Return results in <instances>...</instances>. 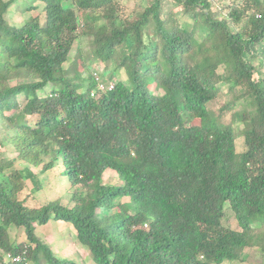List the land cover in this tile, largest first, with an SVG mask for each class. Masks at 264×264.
I'll return each instance as SVG.
<instances>
[{
    "label": "trees",
    "instance_id": "1",
    "mask_svg": "<svg viewBox=\"0 0 264 264\" xmlns=\"http://www.w3.org/2000/svg\"><path fill=\"white\" fill-rule=\"evenodd\" d=\"M15 1L0 0L1 144L27 165L0 156V249L21 256L13 264H75L37 237L50 219L71 223L95 264H220L264 241V0H142L129 14L119 0H38L41 15L11 26ZM80 36L89 64L111 62L128 84L91 95L96 80L65 67ZM206 40L202 63L191 52ZM219 95L227 123L208 109ZM30 166L57 169L69 202L37 205ZM226 205L237 228L222 224Z\"/></svg>",
    "mask_w": 264,
    "mask_h": 264
},
{
    "label": "rangeland",
    "instance_id": "2",
    "mask_svg": "<svg viewBox=\"0 0 264 264\" xmlns=\"http://www.w3.org/2000/svg\"><path fill=\"white\" fill-rule=\"evenodd\" d=\"M142 0H119L124 13H131V11L138 6V4ZM147 1V0H146ZM231 1V0H227ZM40 2L38 0H16L13 3L9 11L6 15L8 23L11 26H20L24 23V21L32 14L40 13ZM32 5H36L34 7ZM171 20L174 22L180 21V11H176L170 15ZM169 21L168 24H173ZM214 40H206L199 46H197L191 52V55L198 61L204 63V61H208L207 53L205 49L209 48L210 42L212 43ZM218 46H220L218 44ZM90 52L89 41L85 36H80L77 42L74 44L72 50L70 51L69 58L65 63V67H74L78 76L81 78H89V76L93 79L99 80V82H116L118 80L125 82L128 84V80L126 78L125 72L123 69L118 68L115 69L114 64L111 62L107 63L106 66H102V64L96 62L93 65L89 64L86 60L88 54ZM207 54V55H206ZM210 58L213 60L216 58L211 55ZM258 62L255 61L254 65H257ZM220 70V69H219ZM113 72V74H112ZM96 85V84H95ZM155 85L151 84L150 89L152 92H159L155 89ZM95 89V87L93 88ZM223 101L222 95H219L217 99L211 101L208 104V109L212 111L215 115H218V119L221 123H227L229 121V114L227 111H220L219 107ZM35 116L28 117L29 121H34ZM242 125H240V129ZM3 137V131L1 130L0 123V156L3 158H10L14 163V167L23 170L27 165L24 162L17 159L16 151L11 145H3L1 144V139ZM238 150L242 149V139L239 138L237 140ZM32 172H34L41 183V187L39 190H36L30 179H26V184L28 186V190L33 191V197L35 198V202L37 205H42L47 203L48 201L58 199L62 204H67L69 202V191H68V183L65 177L59 175L58 170H52L46 173H40V166L34 167L30 166ZM102 181L105 184L114 185L118 183V179L116 173L111 170H105L102 174ZM127 198H122L120 201H126ZM225 206L224 215L222 218V224L225 227L229 228H237L236 221L232 211ZM111 212V211H109ZM108 213V211H107ZM35 233L37 237L45 244H47L53 253L60 259H69L75 262V264H95L92 261L91 255L84 245L79 243L75 236V231L71 223L63 221V220H54L50 219L45 224H36L35 225ZM10 237L16 243H27L25 238V234L22 229H17L15 227L10 229ZM28 244V243H27ZM264 245V241L260 244L254 245L252 247H246L242 253V256L239 260L235 261H224L220 264H264V250L261 249V246ZM3 255V264L4 262H8L7 264H13L14 262L8 257V254H3L0 249V256ZM43 260H41L42 262ZM28 264H40L29 261ZM44 264H47L44 262ZM213 264V263H211Z\"/></svg>",
    "mask_w": 264,
    "mask_h": 264
},
{
    "label": "built area",
    "instance_id": "3",
    "mask_svg": "<svg viewBox=\"0 0 264 264\" xmlns=\"http://www.w3.org/2000/svg\"><path fill=\"white\" fill-rule=\"evenodd\" d=\"M114 84H115V82L114 83H112V82L104 83V82H99V80H97L96 85H95V89H92L90 94L94 96L96 90H99V91H102V92L105 91V90H110V89H112L114 87ZM23 254H25V253H23ZM8 257L14 263L19 262L21 260V256H19V255L18 256L17 255L16 256H10L8 254Z\"/></svg>",
    "mask_w": 264,
    "mask_h": 264
}]
</instances>
